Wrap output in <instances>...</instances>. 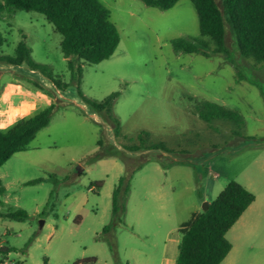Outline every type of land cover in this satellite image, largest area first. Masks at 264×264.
<instances>
[{
	"label": "rangeland",
	"instance_id": "374dc122",
	"mask_svg": "<svg viewBox=\"0 0 264 264\" xmlns=\"http://www.w3.org/2000/svg\"><path fill=\"white\" fill-rule=\"evenodd\" d=\"M99 1L110 11L120 42L109 60L82 65L80 89L96 101L119 93L114 113L120 139L79 96L54 26L38 13L0 12V54L14 56L25 41L33 59L51 66L68 86L58 90L27 65L0 63V132L56 108L27 149L0 168V264H165L173 258L175 264L180 227L232 181L255 201L227 233L232 250L221 264H264V65L239 61L241 79L221 55L177 53L173 40L200 38L191 0L166 11L141 0ZM226 46L234 53L229 28ZM203 101L238 112L243 129L203 121L196 108ZM141 133L165 151L124 149L138 145ZM103 137L123 159H95ZM127 172L125 213L105 233L113 192Z\"/></svg>",
	"mask_w": 264,
	"mask_h": 264
},
{
	"label": "trees",
	"instance_id": "16d2710c",
	"mask_svg": "<svg viewBox=\"0 0 264 264\" xmlns=\"http://www.w3.org/2000/svg\"><path fill=\"white\" fill-rule=\"evenodd\" d=\"M141 1L147 7L166 11L181 0ZM191 1L198 14L200 38L173 40L172 46L177 53L200 54L204 57L221 55L235 67L241 79L244 76L239 61L252 59L255 63L264 65V0H221V4L216 0ZM5 10L38 13L54 26L55 31L62 37L61 51L73 77L76 78L79 96L85 105L99 113L111 126L116 139L124 137L120 120L114 113L119 93H113L103 101H96L86 98L80 89L82 65H97L109 60L119 45L120 35L110 21V11L99 0H0V12ZM227 28L235 38L234 53L226 46ZM4 42L0 34V53ZM0 63L11 66L27 65L30 70L50 80L58 90H66L68 87L59 81L51 66L37 63L33 59L32 50L25 41L18 44L14 56L0 54ZM33 84L50 94L43 84ZM196 108H199V117L207 123L221 120L237 124L240 130L244 127L243 117L223 105L203 101ZM55 109L52 105L10 131L0 132V168L15 153L27 149L38 132L50 124ZM143 134L138 136V145L125 146L124 149L130 153L151 149L165 151L163 144H149L144 140ZM98 146L102 152L96 155V160L110 156L124 158V153L109 145L104 137L98 141ZM131 173L127 172L120 179L113 192L112 222L104 229L105 233L113 229L117 220L121 222L120 215L125 213ZM98 186L101 187L102 184ZM4 191L5 187L0 178V193ZM254 201L255 196L250 191L236 181L230 182L209 204L207 211L194 214L189 222L180 227L181 240L176 264H221L232 250L227 233ZM23 217L27 218L28 215L23 213ZM90 262L95 260L84 261L85 264Z\"/></svg>",
	"mask_w": 264,
	"mask_h": 264
},
{
	"label": "crops",
	"instance_id": "0c3cea01",
	"mask_svg": "<svg viewBox=\"0 0 264 264\" xmlns=\"http://www.w3.org/2000/svg\"><path fill=\"white\" fill-rule=\"evenodd\" d=\"M178 238H176L173 242H171V244L172 245H176V244H178ZM179 244H180V242H179ZM178 247H179V245H178ZM10 251V250H9ZM8 250H7V252H9ZM174 259L175 258H173V260L171 261V260H166V263L165 264H174ZM176 264V263H175Z\"/></svg>",
	"mask_w": 264,
	"mask_h": 264
},
{
	"label": "water",
	"instance_id": "95a60500",
	"mask_svg": "<svg viewBox=\"0 0 264 264\" xmlns=\"http://www.w3.org/2000/svg\"><path fill=\"white\" fill-rule=\"evenodd\" d=\"M208 206H209V204H206V206L204 207V210H203L204 212L208 210Z\"/></svg>",
	"mask_w": 264,
	"mask_h": 264
}]
</instances>
